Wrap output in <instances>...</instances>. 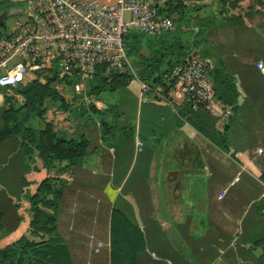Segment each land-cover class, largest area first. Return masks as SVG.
Listing matches in <instances>:
<instances>
[{"label": "crops", "instance_id": "obj_1", "mask_svg": "<svg viewBox=\"0 0 264 264\" xmlns=\"http://www.w3.org/2000/svg\"><path fill=\"white\" fill-rule=\"evenodd\" d=\"M212 1L194 2L198 12L191 17L202 20L194 51H203L211 67L222 63L235 83V115H209L217 131L227 125L226 149L190 125L180 95L157 101L141 93L138 81L117 91V97L91 99L99 112L115 109V115L103 117L110 126L105 135L101 117L92 116L88 126L48 112L45 122L57 132L76 129L87 138L88 152L72 168L58 171L63 165H57L48 173L37 158L27 170L17 139L0 142V249L27 235L26 196L50 177L61 181L57 227L79 253L74 264H109L114 210L143 237L137 264H264V38L244 18L242 27L215 23L220 17H212L217 8ZM188 3L193 1L183 0ZM18 9L20 14L0 23V34L12 27L4 28L6 21L23 15L24 8ZM65 98L74 100L70 94Z\"/></svg>", "mask_w": 264, "mask_h": 264}, {"label": "trees", "instance_id": "obj_2", "mask_svg": "<svg viewBox=\"0 0 264 264\" xmlns=\"http://www.w3.org/2000/svg\"><path fill=\"white\" fill-rule=\"evenodd\" d=\"M214 1L223 10L224 5L231 0ZM182 2V0H173L165 3L157 9V15L174 23L173 17L175 14H180L178 20L185 22L190 8L183 6ZM18 8H21V2L0 0V15ZM234 9V5L228 7V10ZM224 12L219 11L218 14L221 16ZM227 21L233 27L243 26L242 18L238 16L231 15ZM196 28H198L197 35L200 39L202 31L199 26ZM199 42L197 39H192L187 47L183 39L172 33L145 36L131 30L123 38V47L126 57L135 70L136 78L154 88L165 87L162 76L173 66L182 63L186 56L197 49ZM195 54L200 60L206 58L203 51L195 52ZM208 77L212 83L215 99L222 107H232L231 115H235L237 92L234 80L228 76L224 65L214 64ZM131 80L132 76L129 74L116 73L104 77L98 73L88 84L87 96L103 101V95L124 89ZM66 89L68 93L69 88ZM163 89L167 92L166 87ZM1 92L4 95V105L0 108L2 123L0 142L12 138L19 141V150L24 157L27 170L29 165L34 163V158H37L42 169L48 173L56 169L57 165H63L58 171H66L75 166L88 152L87 138L78 134L76 129L55 131L51 122H45V115L48 112L69 115L72 120L79 119L88 126L93 125L92 116L101 117L98 120L102 135L110 129L103 117L115 115L114 107H107L105 111L99 112L92 104H89L86 109L81 105L76 106L74 100L68 101L65 98L60 87L55 84L54 78L48 79L44 85L31 82L4 89ZM7 92L10 95H7ZM16 98H20L22 103L17 104ZM184 110V115L187 116L191 126L220 149H226L227 125H224L223 131H217L214 128L215 120L209 114L203 111L193 112L186 103ZM89 113L92 115H88ZM30 122L41 123V126L38 129L30 128L28 126ZM125 128L126 126L123 125L122 129ZM22 184L25 185L23 180ZM61 197V181L50 177L38 185L34 195L26 196L30 216L28 233L18 241L0 249V264H74L70 247L62 239L57 227ZM262 212L264 213V209ZM0 232H2L1 226ZM109 237V264H137V256L144 253L143 237L136 227L115 210L110 216Z\"/></svg>", "mask_w": 264, "mask_h": 264}, {"label": "built area", "instance_id": "obj_3", "mask_svg": "<svg viewBox=\"0 0 264 264\" xmlns=\"http://www.w3.org/2000/svg\"><path fill=\"white\" fill-rule=\"evenodd\" d=\"M23 1V15L13 20L10 30L0 34V90L31 82L44 85L54 78L58 87L80 95L98 73L104 77L129 74L131 81L139 82L141 93L154 100L166 101L169 94L175 93L193 112L203 111L223 119L231 115L232 107H222L213 95L208 77L210 64L194 51L162 76L167 92L165 87L152 88L136 78L124 52L123 38L131 30L145 36L171 33L173 23L158 16L157 9L173 0H114L111 4ZM135 144L141 147L140 142Z\"/></svg>", "mask_w": 264, "mask_h": 264}, {"label": "rangeland", "instance_id": "obj_4", "mask_svg": "<svg viewBox=\"0 0 264 264\" xmlns=\"http://www.w3.org/2000/svg\"><path fill=\"white\" fill-rule=\"evenodd\" d=\"M205 1L206 0H203V1H201V3L205 2ZM18 2H21V7L25 8V4H24L23 0H19ZM212 2H214V4H215L214 7L217 6V8H215V10H214V15L213 14H210V15H213L212 17L214 19L217 16L220 17V19L214 20L215 23L217 21L221 24L228 23V21H227L228 17L233 15L232 13L234 12V13H236V15L238 17L244 18L249 25L254 26L257 29V31H259L261 33V36L264 38V0H231L229 3L224 5L223 10L221 8H219V6L216 4V2L214 0ZM232 5L235 6V9L233 11L228 10V7H231ZM183 6L190 8V10L188 12V18H187V20H185V22H181L180 20H178L180 18V14H175V16L173 17V19H175V22L173 23L174 30L171 33H172V35H176L179 38L183 39L184 44L188 47L192 39L199 40V36L197 35L198 32L195 34L193 29L196 28V26H199V28H202V26H200V22L202 20L199 19L198 16L196 17L197 19H195V18L193 19L191 17L196 12H198L197 10H195L197 5H195L194 2L188 3L186 5L183 4ZM219 11H223V12L225 11L224 15L220 16L218 14ZM213 18L208 17L206 19L207 20L206 22L208 24L209 23L211 24ZM12 23H13V20L6 21L4 24V28H10ZM200 30H202V29H200ZM201 34H202V32H201ZM68 90L69 91L67 93V89L65 90V88L62 89L60 87V91L62 92V94L64 96H66V95L68 96V94H70V97H72L75 100L76 106L81 105L82 108L86 109L89 104H92V101H93V100H91L92 98H89L87 96L88 87H86L85 90L80 95H74L72 92H70V89H68ZM7 93H8L7 95H10L9 92H7ZM105 95H112L113 97L118 96L117 92L112 93V94H105ZM16 100H17V104L22 103L20 98H16ZM88 115H92V114L89 113ZM28 126L30 128L38 129L39 126H41V123L30 122L28 124ZM70 251H71V254L73 256L72 258L74 261L80 257L78 251L73 250L71 247H70ZM90 252H92V251H90Z\"/></svg>", "mask_w": 264, "mask_h": 264}, {"label": "water", "instance_id": "obj_5", "mask_svg": "<svg viewBox=\"0 0 264 264\" xmlns=\"http://www.w3.org/2000/svg\"><path fill=\"white\" fill-rule=\"evenodd\" d=\"M16 13H21V10L20 9H17V10H13V11H8V12H5L3 14L0 15V23L12 16H14Z\"/></svg>", "mask_w": 264, "mask_h": 264}]
</instances>
